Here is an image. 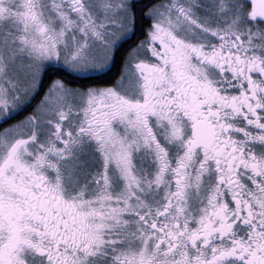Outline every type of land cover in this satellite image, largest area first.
<instances>
[{
    "label": "snow or ice",
    "instance_id": "obj_1",
    "mask_svg": "<svg viewBox=\"0 0 264 264\" xmlns=\"http://www.w3.org/2000/svg\"><path fill=\"white\" fill-rule=\"evenodd\" d=\"M0 264H264V0H0Z\"/></svg>",
    "mask_w": 264,
    "mask_h": 264
}]
</instances>
